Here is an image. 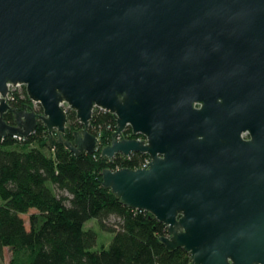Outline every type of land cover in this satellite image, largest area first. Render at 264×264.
I'll return each instance as SVG.
<instances>
[{"label": "water", "instance_id": "water-1", "mask_svg": "<svg viewBox=\"0 0 264 264\" xmlns=\"http://www.w3.org/2000/svg\"><path fill=\"white\" fill-rule=\"evenodd\" d=\"M17 84L41 111L10 105ZM202 95L210 107L197 111ZM95 108L116 122L101 155L150 156L103 168L102 185L162 222L166 248L190 264H264V0H0V136L26 138L41 121L49 146L92 154ZM67 109L82 124L71 140ZM207 111H226L229 137L249 130L245 178L213 156ZM126 126L146 139H118Z\"/></svg>", "mask_w": 264, "mask_h": 264}, {"label": "trees", "instance_id": "trees-1", "mask_svg": "<svg viewBox=\"0 0 264 264\" xmlns=\"http://www.w3.org/2000/svg\"><path fill=\"white\" fill-rule=\"evenodd\" d=\"M14 95L13 108L33 104L24 85ZM67 114L63 138L71 140L82 124L74 111ZM3 117L13 122L11 112ZM114 125L111 113L94 109L89 131L101 136L92 154L76 155L57 140L49 146L41 121L26 138L0 136V264L6 248L7 264H190L183 248L170 250L160 240L166 232L162 222L148 211L121 204L102 185L101 171L113 163L101 148L111 141ZM141 158L135 152L123 164L135 167ZM24 213H29L28 227ZM90 218L112 233L107 247L92 249L96 232L84 228Z\"/></svg>", "mask_w": 264, "mask_h": 264}, {"label": "flooded vegetation", "instance_id": "flooded-vegetation-1", "mask_svg": "<svg viewBox=\"0 0 264 264\" xmlns=\"http://www.w3.org/2000/svg\"><path fill=\"white\" fill-rule=\"evenodd\" d=\"M220 101V99H218ZM203 102L208 103V107H210L211 98L207 97L206 95L199 96L194 101V108L197 111H201L200 109L203 107ZM25 105V104H24ZM208 113V111H207ZM226 111H219L216 115L210 111L205 117V120L209 123L208 129L206 130L209 132V136L212 139V146L217 147L218 149L214 151L213 156L218 157V153H221L224 157L226 164L225 168H227L228 172L225 175L228 178H239L243 179L246 177V173L244 171V159L246 155V141L251 139V134L248 129H241L240 125H236L233 127V135L229 133L228 129H231L229 125L226 124L225 119ZM223 116V117H221ZM204 120V116L199 115L196 120V126L198 128L203 127L201 122ZM130 126H126L124 129H129ZM199 130H196V135L198 140L204 139V133L199 134ZM238 134L237 140L234 136ZM138 136H141L143 139H146L145 135L137 133ZM136 134H134L131 130V137L135 138ZM141 155H147V153H142ZM250 163V162H249ZM251 164V163H250Z\"/></svg>", "mask_w": 264, "mask_h": 264}, {"label": "built area", "instance_id": "built-area-1", "mask_svg": "<svg viewBox=\"0 0 264 264\" xmlns=\"http://www.w3.org/2000/svg\"><path fill=\"white\" fill-rule=\"evenodd\" d=\"M22 85L20 84H17V85H12V86H9V92L7 93V96H6V99L7 101L10 103L13 99H14V90H16L17 87H20ZM34 105H38L37 103L33 102V106ZM64 107L66 108V106L64 105ZM35 109H37V106H34ZM96 109V108H95ZM100 109V108H99ZM68 110V109H67ZM103 110V109H101ZM105 111V110H103ZM116 131V122H115V125H114V128H113V133ZM129 132V131H128ZM126 131V129H123L122 132L117 136L118 139H121L122 136L123 138H129L131 137L130 136V132L128 133ZM112 133V134H113ZM137 135V134H136ZM100 136H101V132H98V134L96 135L97 137V149L99 147V140H100ZM111 138H112V135H111ZM136 139H143L141 136H135ZM110 143V142H109ZM135 152H130L129 154H124L122 152H118L116 153L114 156L112 157H109L107 158L108 160H110L112 163H113V167L111 169H118V168H121V167H128V166H125V162L127 161H130L131 160V157H132V154H134ZM139 154H142L140 152H138ZM119 161V163L117 162ZM150 161V156H147V155H142V158L139 160V163L137 164V166L135 167H130V168H144L147 163ZM121 162V163H120Z\"/></svg>", "mask_w": 264, "mask_h": 264}, {"label": "rangeland", "instance_id": "rangeland-1", "mask_svg": "<svg viewBox=\"0 0 264 264\" xmlns=\"http://www.w3.org/2000/svg\"><path fill=\"white\" fill-rule=\"evenodd\" d=\"M16 90L17 91L21 90V86L17 87ZM32 106H33V104H32ZM34 106H37V105H34ZM126 131L127 132L131 131V128L129 127V129H126ZM129 134H131V132ZM32 211H35V209H30L29 213ZM29 213L22 214V217L24 218L26 227H28V214ZM84 228L85 229L90 228L96 232V235H97L96 244L92 247V249L96 250V249H100L103 246L107 247L109 245L111 238H112V233L109 231L103 230L95 218H90V219L86 220L84 223ZM8 258H9V251L6 248L4 251V257L2 260V264H7Z\"/></svg>", "mask_w": 264, "mask_h": 264}]
</instances>
